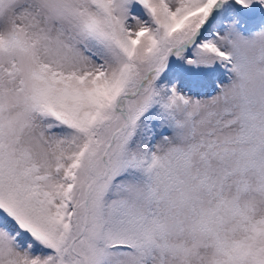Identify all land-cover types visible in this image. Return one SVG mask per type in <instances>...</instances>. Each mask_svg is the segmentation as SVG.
Here are the masks:
<instances>
[{
	"label": "snow or ice",
	"instance_id": "obj_1",
	"mask_svg": "<svg viewBox=\"0 0 264 264\" xmlns=\"http://www.w3.org/2000/svg\"><path fill=\"white\" fill-rule=\"evenodd\" d=\"M0 264H264V0H0Z\"/></svg>",
	"mask_w": 264,
	"mask_h": 264
}]
</instances>
